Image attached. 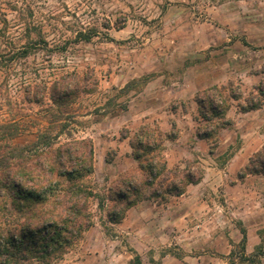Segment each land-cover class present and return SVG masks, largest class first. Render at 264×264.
<instances>
[{
	"label": "rangeland",
	"instance_id": "374dc122",
	"mask_svg": "<svg viewBox=\"0 0 264 264\" xmlns=\"http://www.w3.org/2000/svg\"><path fill=\"white\" fill-rule=\"evenodd\" d=\"M26 22L34 41L23 55ZM2 30L0 123L19 122L15 143L47 125L51 103L27 102V84L93 72L98 84L72 104L78 116L67 131L93 142L96 191L136 164L122 134L142 124L179 133L165 141L169 166L199 162L204 170L192 200L142 203L119 223L93 199V224L52 264H133L136 254L141 264H264V185L238 177L264 142V104L238 106L264 78V0H0ZM229 81L240 101L225 125L214 119L216 139L198 136L208 122L196 93Z\"/></svg>",
	"mask_w": 264,
	"mask_h": 264
},
{
	"label": "trees",
	"instance_id": "16d2710c",
	"mask_svg": "<svg viewBox=\"0 0 264 264\" xmlns=\"http://www.w3.org/2000/svg\"><path fill=\"white\" fill-rule=\"evenodd\" d=\"M26 28L28 44L21 46L23 55H27V48L34 41L29 23ZM6 34L2 30L0 39ZM38 39L43 38L38 34ZM97 84L93 72L76 71L61 74L49 84H27L24 88L27 102L43 105L48 99L51 103L45 109L47 125L37 130L31 142H14L21 131L17 120L0 123V264L58 261L77 247L93 224V199L99 209L105 207L111 222L119 223L138 202L146 199L166 202L170 196L184 193L189 184L202 179L204 170L199 162L168 166L164 148L165 141L175 137L173 128L166 133L156 125L142 124L132 135L122 134L128 138L136 164L119 173L103 192L96 191L92 181L93 142L88 137H72L67 131V121H76L78 116L72 107L75 100L91 93ZM254 90L244 102H238L242 112L264 104V78ZM241 97L240 89L231 81L196 93L199 113L208 122L203 125V133L198 129V136L216 139L221 126L214 119L225 125L232 101H240ZM63 134L67 139L60 141ZM249 174L264 176V142L248 156L238 177L242 180ZM258 249L261 253V247ZM132 263L141 264L139 255L134 256Z\"/></svg>",
	"mask_w": 264,
	"mask_h": 264
},
{
	"label": "crops",
	"instance_id": "0c3cea01",
	"mask_svg": "<svg viewBox=\"0 0 264 264\" xmlns=\"http://www.w3.org/2000/svg\"><path fill=\"white\" fill-rule=\"evenodd\" d=\"M178 137H179V133H177V135H176L172 140H178ZM165 143H166V142H165ZM166 160H167V163H169L167 157H166ZM168 166H169V164H168ZM252 178H253V180H251ZM248 180H250V183H251V184L256 183V185H258V188L261 187L260 185H264V176L261 175V174H255V175H254V174H249V175H246V176L244 177V179H242V180L240 181V183L243 184V185H245V184L247 183ZM184 195H186L185 198H187V201L192 200V184H189V185L186 187L185 192L182 193V194H180V195H178L177 197H178V198H181V197L184 196ZM142 203H151L150 206H155V205L157 204V202H155L154 200H149V199L142 200V201L138 202L137 204L133 205L132 207H130V208L127 210L126 214L129 215V213H132L133 211H137V210H135V209L138 208L139 205L142 204ZM146 205H147V204H146ZM156 206L163 207L162 204H158V205H156Z\"/></svg>",
	"mask_w": 264,
	"mask_h": 264
}]
</instances>
